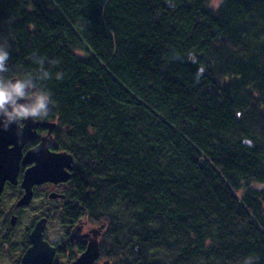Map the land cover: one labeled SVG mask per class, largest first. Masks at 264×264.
Segmentation results:
<instances>
[{"label": "trees", "instance_id": "16d2710c", "mask_svg": "<svg viewBox=\"0 0 264 264\" xmlns=\"http://www.w3.org/2000/svg\"><path fill=\"white\" fill-rule=\"evenodd\" d=\"M210 1L0 0L112 264H264V0Z\"/></svg>", "mask_w": 264, "mask_h": 264}, {"label": "flooded vegetation", "instance_id": "af4514ba", "mask_svg": "<svg viewBox=\"0 0 264 264\" xmlns=\"http://www.w3.org/2000/svg\"><path fill=\"white\" fill-rule=\"evenodd\" d=\"M1 75L0 81L2 79ZM9 80L2 85L0 84V88L6 89ZM18 82L19 86H23V83ZM32 95H35L34 92L23 86L22 97ZM46 105L36 117H32L33 122L38 124L32 131L34 137L22 145V155L15 178L13 179L10 175L11 180L5 179L1 184L0 244L2 243L5 246L4 257L11 256V264H20L22 256L33 246L30 236L35 225L37 222L44 220L43 241L54 249L51 264H71L93 240H96L99 246V256L94 264L104 262L112 264L102 254L103 251L110 250L112 245L107 236L108 222L106 220L96 222L90 217V213L87 211L81 212L79 201L72 199V180L82 166L76 160L75 155L64 147L65 134L58 133V122L47 117L48 109H46ZM6 114H10V111H6ZM26 121L27 119L19 120V125L21 127L25 126ZM45 145L47 150L41 152L37 160L29 163L22 162L28 152ZM13 147L12 143L7 145L9 150H12ZM48 155L61 157L59 161V171L61 173L58 178L64 177L65 173L66 180L56 182L49 180L35 184L32 187L33 196L29 204L18 206L17 203L25 193L22 182L26 170L34 166L37 161L47 159ZM13 218L14 223H12ZM55 220H58L56 228L50 229V224ZM101 225H104V227L98 233H94L93 230L99 229ZM118 244L122 248L121 250L127 248L128 238L124 237Z\"/></svg>", "mask_w": 264, "mask_h": 264}, {"label": "water", "instance_id": "95a60500", "mask_svg": "<svg viewBox=\"0 0 264 264\" xmlns=\"http://www.w3.org/2000/svg\"><path fill=\"white\" fill-rule=\"evenodd\" d=\"M6 70V64L3 62L0 65V75ZM19 86V82L16 78H11L6 89L10 92ZM40 99L36 95L29 97H22L19 95H13L9 103L5 104L4 109L0 110V192L2 189L3 181L5 179H13L17 173L18 163L21 158L22 145L32 139L34 136L32 131L36 128L37 124L33 122L32 117H28L25 126L21 127L19 119L15 116L10 120L9 114L6 111H10V114L14 113V109L17 107L31 108L35 106ZM44 105L48 103L47 99H44ZM7 127V128H5ZM12 143L14 145L12 150L7 149V145ZM45 150H44V149ZM46 145L37 147L36 149L28 152L23 159V163H29L37 160L41 152H45ZM61 157L58 155H48L47 159L37 161L34 166L27 169L22 188H24V195L17 203L18 206H25L29 204L33 196L32 187L35 184H39L44 181L54 180H66V174L64 177L58 178L60 175L59 161ZM57 178V179H54ZM44 221V220H43ZM43 221L37 222L34 230L30 236L33 246H31L21 258L20 264H51L54 249L49 246L48 243L43 241L44 225ZM14 223V218L12 219ZM104 225H101L99 229H94V233H98ZM99 256V246L96 240L90 241L86 250L71 264H94ZM102 264H106L105 262Z\"/></svg>", "mask_w": 264, "mask_h": 264}, {"label": "clouds", "instance_id": "9594fccd", "mask_svg": "<svg viewBox=\"0 0 264 264\" xmlns=\"http://www.w3.org/2000/svg\"><path fill=\"white\" fill-rule=\"evenodd\" d=\"M6 59L5 55L0 54V65L3 64V61ZM23 95V86L20 85L17 88H15L13 91H9L4 88H0V110L4 109L5 104L9 103V101L12 99L13 95ZM44 98L41 97L38 103L31 107H17L14 109L13 114H9V119L11 120L13 116H15L19 120L27 119L28 117H36L41 109L44 108ZM7 128V127H5Z\"/></svg>", "mask_w": 264, "mask_h": 264}, {"label": "rangeland", "instance_id": "374dc122", "mask_svg": "<svg viewBox=\"0 0 264 264\" xmlns=\"http://www.w3.org/2000/svg\"><path fill=\"white\" fill-rule=\"evenodd\" d=\"M221 0H211L210 5L214 8L218 7L220 4ZM251 186L256 187V185L251 184ZM58 220H55L53 223L50 224V229L56 228ZM2 244V243H1ZM0 244V264H11V256L9 257H4V244Z\"/></svg>", "mask_w": 264, "mask_h": 264}]
</instances>
